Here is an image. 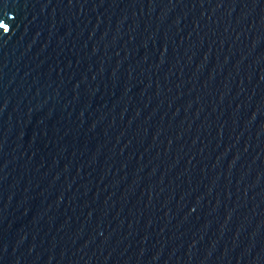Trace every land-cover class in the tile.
Instances as JSON below:
<instances>
[{"label": "water", "instance_id": "water-1", "mask_svg": "<svg viewBox=\"0 0 264 264\" xmlns=\"http://www.w3.org/2000/svg\"><path fill=\"white\" fill-rule=\"evenodd\" d=\"M0 264H264V0H0Z\"/></svg>", "mask_w": 264, "mask_h": 264}]
</instances>
